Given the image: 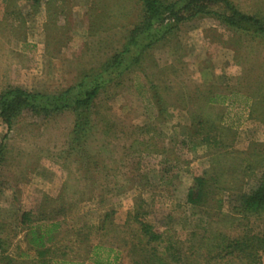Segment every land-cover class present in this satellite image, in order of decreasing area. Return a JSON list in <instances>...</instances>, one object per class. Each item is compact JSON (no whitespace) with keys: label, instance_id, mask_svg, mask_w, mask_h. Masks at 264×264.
I'll use <instances>...</instances> for the list:
<instances>
[{"label":"rangeland","instance_id":"rangeland-1","mask_svg":"<svg viewBox=\"0 0 264 264\" xmlns=\"http://www.w3.org/2000/svg\"><path fill=\"white\" fill-rule=\"evenodd\" d=\"M228 1L264 23V0ZM142 18L139 0H0V94L19 86L50 109L23 111L9 128L0 118V264L36 263L25 211L61 222L56 254L88 257L86 237L107 264L151 254L169 264H244L213 257V237L264 231V212L232 213L234 197L264 172V38L197 15L164 34L155 22L128 42ZM97 83L73 142L72 103ZM202 174L218 188L208 207H192L186 191ZM136 211L163 241L143 246Z\"/></svg>","mask_w":264,"mask_h":264},{"label":"trees","instance_id":"trees-1","mask_svg":"<svg viewBox=\"0 0 264 264\" xmlns=\"http://www.w3.org/2000/svg\"><path fill=\"white\" fill-rule=\"evenodd\" d=\"M36 2L38 0H35ZM142 8V20L138 26H135L129 33L128 42H136L137 33L148 31L155 22L162 25L161 33H169L175 26L186 19L193 18L197 15H212L216 16L218 20L227 27L235 28L238 30L252 31L253 34L259 35L264 38V23L263 21L253 15H246L236 9L228 0H176L173 2H165L164 0H139ZM212 5H221L222 12H217L210 7ZM161 34V35H162ZM125 48L115 55L112 60H115L119 55L127 51ZM119 61V59H118ZM117 63V61H115ZM114 64V62L112 63ZM112 65L106 64L104 69L107 70ZM101 85L99 83L92 85L89 89L83 92L80 98H76L72 103V110L76 113V120L72 130L73 142L79 141L83 135L87 120L82 116L81 108H88L93 98L98 94ZM39 94L31 93L26 89L19 86H11L6 88L0 94V118L2 122L9 128L14 121L23 111H31L35 114L48 115L50 109L45 106L37 105L34 101ZM209 101H214L210 99ZM67 106V105H63ZM63 108L62 106L55 105L54 109ZM78 145L75 144L74 146ZM2 145H0V160L2 156ZM214 183V184H212ZM209 181L208 177L204 174L195 175L192 184L187 188L185 195V203L192 207H208V201L211 196H214V185L216 180ZM235 204L232 210L238 217H259L264 212V172L256 179V182L246 191L234 197ZM214 208H219L221 198L215 199ZM31 211H25L21 214L20 222L25 226L26 233L25 239L28 249L34 253L33 260L35 264H83L85 260L90 259L95 264H107L108 257H100L101 245L94 244L88 245L85 243L86 237L81 239V244L84 243L88 257L77 259L69 257L66 251H61L56 254L54 247L56 244V236L59 231L61 222L53 217L32 218ZM141 213L134 212L133 220L138 223L139 233L145 238V245L154 242L163 241L161 232L153 228L152 225L140 219ZM106 216V215H105ZM237 217V218H238ZM215 240L214 245L219 248L215 256L219 258L235 257L244 260V264H260V254L264 251V231L263 232H250L245 231L242 236L229 237L224 235H216L213 237ZM217 240V241H216ZM2 240L0 239V250L2 248ZM170 244V241H169ZM170 245L166 246L168 248ZM141 248V247H140ZM109 249L108 251H110ZM3 254L2 251H0ZM172 260H177L176 254L172 253L167 257ZM212 258V257H211ZM12 259L8 257L7 263L12 264ZM179 263V261H176ZM13 264H22L21 262ZM136 264H169L164 257L151 254L144 256ZM182 264V263H179Z\"/></svg>","mask_w":264,"mask_h":264}]
</instances>
